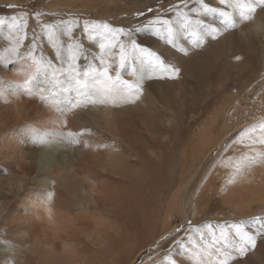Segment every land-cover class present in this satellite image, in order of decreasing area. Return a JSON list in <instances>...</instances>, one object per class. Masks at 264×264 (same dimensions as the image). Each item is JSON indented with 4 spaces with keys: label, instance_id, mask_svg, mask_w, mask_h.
<instances>
[{
    "label": "bare ground",
    "instance_id": "1",
    "mask_svg": "<svg viewBox=\"0 0 264 264\" xmlns=\"http://www.w3.org/2000/svg\"><path fill=\"white\" fill-rule=\"evenodd\" d=\"M240 14L237 7L234 23L241 33L264 32L262 18L254 17L248 28ZM85 36L93 45L91 51L97 52L99 69L80 68L82 63L77 62L76 69L68 65L55 72L39 67L38 60L25 51L11 62L0 53V241L5 242L0 247L13 249L0 254V264H143L153 254V244L160 254L144 264H168L164 257L183 264L187 260L182 236L174 235L171 227L181 217L185 185L196 170L185 177L183 144L187 140L202 161L206 150L210 153L225 134L211 129L219 126L216 117L208 128L199 130V136L187 132L183 106L196 98L186 89L175 91L159 84L151 89L147 84L143 95L104 99L98 82L106 78L99 65L104 63L102 57L117 61L119 44L101 48L106 42L99 38L100 32L86 29ZM0 46L9 45L0 42ZM215 50L223 51L219 44L213 54L195 57L192 53L191 60L182 63V74L199 83L192 93L210 84L207 76L219 60ZM54 53L58 55V50ZM181 56L189 58L185 53ZM136 59L140 61L139 56ZM137 69L147 77L152 73L141 64ZM241 71L244 81V66ZM114 72L118 77L112 71V81L123 87L115 81ZM135 75L133 68L125 67L124 80L133 88L143 85ZM190 84L196 85L194 80ZM184 87L189 86L184 83ZM222 119L227 124L226 117ZM251 145L238 143L232 148L247 157ZM258 149V162L247 161L239 172L231 170V177L226 160L214 169L219 190L226 191L237 211L245 191L247 196L260 187L264 200V157H257L264 147ZM187 198L190 202L191 197ZM162 205L164 212L159 210ZM169 234L167 241L162 239ZM234 258L232 264H245ZM209 262L218 264L206 255L201 264Z\"/></svg>",
    "mask_w": 264,
    "mask_h": 264
},
{
    "label": "rangeland",
    "instance_id": "2",
    "mask_svg": "<svg viewBox=\"0 0 264 264\" xmlns=\"http://www.w3.org/2000/svg\"><path fill=\"white\" fill-rule=\"evenodd\" d=\"M237 2L252 3L253 0H232L233 4ZM203 3L217 11L202 14L201 0H0V42L9 45L0 46V53L3 59L11 62L19 53L25 51L30 58L47 62L45 66L50 64L51 66L47 68H52L55 72L58 69L63 70L68 65L73 66V63L75 67L71 68L76 69L77 62L82 63L80 68L99 69L95 66L97 52L91 51L93 45L86 41L85 30L94 31L97 26L107 24L113 30H124L126 34L116 35V39L111 42L128 45L130 53L124 66L119 63V51L117 61L114 57L113 60L102 57V62L106 65L102 63L99 66L110 67L109 74L116 71L118 77L114 72L115 81L117 78L119 81L125 79L126 66L137 69L141 64V59L137 61L135 54L132 53L131 40L153 51L166 64L179 69L176 78H170L167 73L159 71H152L150 77H147L137 69L135 79L136 81L142 79L143 85H136L134 89L139 87L141 89L139 93L142 95L149 89L147 84H151V89L158 84L175 91L186 89L188 95L196 98L195 104L186 103L183 106L182 115L185 125H188L187 132L194 131L199 136V130L208 128L211 119L216 117L219 126L211 129L216 133L225 134L210 153L208 149L206 150L202 161L196 158L192 145L187 140L183 144L185 177L188 172L196 169L185 185L181 217L171 227L175 229L174 235L181 233L182 250L187 260L184 263L201 264L205 255L218 263L223 259L219 252L227 250L232 258L242 260L245 264H264V200L262 201L263 198L260 197L262 189L257 187L247 196L245 191V197L237 211L232 203H229L226 191L219 190L221 183L215 179L214 172L221 160H226L230 165L228 177H231V170L237 171V166L240 169L247 166L246 155L232 148L238 146V143L255 144L254 147L250 146L249 157H255V151L259 152L258 148L264 147V144L260 143V140L264 139V32L247 36L246 33H241L236 25L225 29L224 18L219 12L227 11L233 15L237 7H233L232 4H220L219 0H203ZM240 10L241 18L247 10L243 8ZM181 12L187 13L191 19L202 20V24L195 28L196 35L181 27ZM158 17L172 21L178 33L174 45L166 42V32L163 30L157 32L144 27ZM254 17L264 20V9L258 7L250 18L241 21L249 28L255 20ZM136 28L141 30L133 31ZM212 28L221 31L213 37L209 35ZM180 29L184 31L183 35H180ZM70 30L73 32L68 34ZM99 38L106 42L105 48L109 49L111 37L106 39L103 35ZM198 40L200 43H197ZM219 44L223 51L215 50L219 60L214 61L215 68L207 76L209 86L192 93V88L199 83L194 78L182 74V63L189 62L192 53L195 57L213 54L215 46ZM70 49H74L75 52L74 62L69 55ZM56 50L63 59L54 53ZM183 53L189 58L182 57ZM53 54L57 55V59H52ZM241 66H244V81ZM154 76L158 77V82L152 80ZM192 80L195 81V86L190 84ZM184 83L189 87H184ZM230 115L232 117L234 115L233 119ZM223 116L226 117L227 124L222 119ZM212 181L214 183L208 188ZM232 181L234 183V180ZM201 188L203 191L200 194ZM239 193L240 190L237 189L235 194ZM255 195L258 198L252 201ZM188 196L191 197L190 202L187 201ZM200 205H206L204 210H197ZM250 208V213L246 212ZM162 209L163 205L159 206V210ZM164 211L165 207L162 212ZM235 225L242 226L256 237L255 246L245 245L246 250L243 254H239L223 239H218L221 231H224L229 234L228 241L239 244V238L235 235ZM171 236L169 234L162 239L167 241ZM172 244L173 242L169 246ZM152 247L153 254L146 258L143 264L156 260L160 254L157 245L153 244ZM164 259L171 264L170 257Z\"/></svg>",
    "mask_w": 264,
    "mask_h": 264
},
{
    "label": "snow or ice",
    "instance_id": "3",
    "mask_svg": "<svg viewBox=\"0 0 264 264\" xmlns=\"http://www.w3.org/2000/svg\"><path fill=\"white\" fill-rule=\"evenodd\" d=\"M220 4H232L233 7H240L243 9H246V13L242 15L241 19L244 18H250L251 15L256 11V9L259 7L261 9H264V0H253L252 3H232V0H219ZM201 9L202 14H207V12H216L217 9L209 7L207 4L203 3V0H201ZM219 14L224 18L223 24L224 28L227 29L229 27H235L234 23V17L231 13L227 11H220ZM180 16L182 17V20L180 21L181 27L185 31L192 32L193 35H196L195 28L198 25L202 24V20H194L189 17L187 13H180ZM87 27V26H86ZM145 28L154 29L155 31L159 32L163 30L166 32V42L169 44H175V38L177 33V30L173 27L172 21L168 19H160L159 17L155 20L149 21L146 25H144ZM140 28L133 29V31H140ZM94 31L100 32L102 35H105V38L111 37V40H109V45L112 48L116 47V44L112 43V40L116 39V35L126 34L123 29L120 30H113L109 25L104 24L101 26H97ZM220 29L218 28H212L209 35H212L213 37L216 36V34L220 33ZM115 33V34H114ZM197 43H200L198 40ZM105 45L101 44V48H104ZM130 47L132 49V53L135 54V56H139L141 59V68L145 72L150 71H159L163 73H167L170 78H176L179 73V69L175 68L173 65L166 64L163 60H161L153 51L147 48L141 47L139 44H137L134 40L130 41ZM69 55L73 62L76 59L74 49L69 50ZM130 53L128 51V45H125L121 43L119 45V63L121 66H124ZM239 59V57H237ZM45 63L47 62H40L37 61L38 65H41L42 67L45 66ZM47 66H51L48 64ZM75 67L73 63V68ZM133 71H137V69L134 67ZM104 77L105 80H101L98 82V89L103 94L104 99H106L109 96H118L121 99H127L128 96L135 95L141 91L139 87L133 88V85L130 81L123 80L119 81V78H117V81L123 87H117L116 84L112 81V77L109 75L108 68H104ZM81 84V81L77 80V85L79 86ZM138 98V96H137ZM103 102V101H102ZM260 143L264 144V139L260 140ZM257 157H264V153H257ZM245 160L248 161L249 164H255L258 162V159L255 157H245ZM240 171V167L237 166V172ZM231 182V181H230ZM209 231H211V226L209 225ZM235 235L239 238L240 243L235 244L233 242L228 241V233L221 231L220 237L218 239H223L226 244H228L231 248L235 249L239 254H243L246 250L245 245L247 246H255L256 243V237L250 232L246 231L242 226L235 225ZM213 235H215L213 233ZM5 243L4 241H0V244ZM219 255L223 257L222 260L218 262V264H228L229 260L232 258L229 251L224 250L220 251ZM171 264H175V262H171ZM211 264V262H209Z\"/></svg>",
    "mask_w": 264,
    "mask_h": 264
},
{
    "label": "clouds",
    "instance_id": "4",
    "mask_svg": "<svg viewBox=\"0 0 264 264\" xmlns=\"http://www.w3.org/2000/svg\"><path fill=\"white\" fill-rule=\"evenodd\" d=\"M13 249L9 246L0 247V254L12 252Z\"/></svg>",
    "mask_w": 264,
    "mask_h": 264
}]
</instances>
